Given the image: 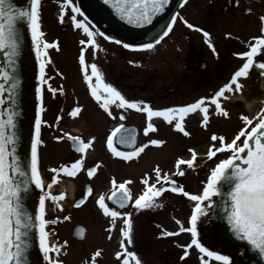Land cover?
<instances>
[{"label": "flooded vegetation", "instance_id": "1", "mask_svg": "<svg viewBox=\"0 0 264 264\" xmlns=\"http://www.w3.org/2000/svg\"><path fill=\"white\" fill-rule=\"evenodd\" d=\"M196 6V11L190 13L186 10L188 2ZM62 0H40V27L44 33L43 39L49 43L55 41L57 47L47 50V55L43 57L45 63V80L46 84L42 85L41 100L37 101L35 97V86L38 83L36 76L39 75V63L36 60V66L33 67L34 60L26 57V62L31 68V77L29 81V90L27 98L34 108L30 114L28 123L31 125L33 132L35 131V108L39 103L42 107L40 140L38 145L39 172L41 175L43 190L51 192L54 195L61 193V182L65 181L68 192H63L64 196L57 201L50 198L45 201V219L48 221L56 220V223H49L46 226L51 229L70 223L71 227H66L69 231L71 239L83 242L86 238L94 239L97 233L103 234V238L108 242L109 246L117 242L118 235L114 236V226L106 224L98 226L96 222V230L88 228L74 219L76 211H79L85 205H90L89 213L93 211H103L96 203L100 195L106 198L112 191V178H115L117 184L119 174L126 173L123 182L130 181L126 187L130 190L131 201L125 208H120L118 204L112 201L106 203L109 207L120 212L130 213L131 225L134 226L136 217L146 222L150 220L148 217L155 216L163 210H168L169 217L175 224L171 237L182 234V220L180 216L182 193H174L171 190H165L159 197L155 198V203L162 207L154 206L145 209H136L134 200L137 196L144 192L145 185L142 180L147 178L150 184L165 185L168 181L157 182L154 169H160L161 177L168 175L169 181H175L176 185L183 187L181 179L183 175L178 174V169L184 173L186 168H196V164L200 161L212 160L207 157L206 153L210 147H213L211 139L216 126V118L222 119L228 123L230 107L234 104L235 108L241 105L240 99L232 101L235 95L243 96L242 92L246 91L249 86L254 96H264V85L259 86L264 79V74L256 66L260 61H264V46L258 50L254 56V64L249 70L247 77L238 78L239 82L244 85L241 92L226 91L223 97H220L221 105L224 107L228 116L217 114L214 104L210 100L205 103L209 106V120L206 125L201 124L203 113L198 109L195 112L188 113L182 120L185 131L188 135H184L174 128V121H165L162 117H153L151 121L147 119L146 113L128 108H118L115 104L110 105L109 110L113 113L109 116L107 112L100 108L99 103L91 96L88 90L87 82L83 80V73L80 71L79 54L82 45L81 40H86L87 35L82 29H77L71 22L72 5L65 10L63 22L59 19V9ZM73 4L78 6L83 13L81 16L76 13L77 19L87 17L86 23L89 27L99 29L105 36H112L115 39L122 38L126 43L151 42L157 37L158 33L169 22L172 15L179 13L189 23L196 28H188L180 19L177 18L172 30L164 37L159 44L150 50H132L125 49L129 55L123 59H119V44L106 40L103 36H95L100 50L95 51L92 46L85 47V59L88 64L96 63L102 72V78L105 83L114 86L126 99L147 103L151 108L163 109L166 107L184 106L194 103L201 97H211L226 82L230 80L231 75L242 66L244 59L235 55V53L248 51L249 44L254 43V38L264 36L261 28L264 24L259 17L264 16V0H186L182 3L179 1L177 6L169 13L162 26L144 38H131L121 35L116 27L110 26L103 18L102 14L93 7L89 0H73ZM46 13V14H45ZM45 14V15H44ZM44 16H50L52 27L43 28L42 19ZM61 30H57V29ZM203 29L209 33V41L206 42L203 33L196 29ZM56 30V31H55ZM51 32L52 35H51ZM137 40V41H136ZM209 42L213 48L209 47ZM131 55V57H130ZM156 59H152L151 57ZM104 57V58H103ZM134 61L135 63H129ZM30 70V69H29ZM90 71V69H89ZM264 81V80H263ZM95 84V78H93ZM260 87L261 90L258 89ZM50 89H55L53 92ZM250 94V95H251ZM235 98V97H234ZM73 107H79L80 112L76 117H71L69 112ZM123 113L125 119L121 120L120 115ZM243 113H238V118ZM57 116L60 120L57 121ZM241 121V118H239ZM154 125V130L144 133L147 123ZM124 125V132H120L127 137H134L135 144H121L120 133L114 136V146L119 151H134L135 147L144 145L150 139H160L164 143L161 145H148L138 156L129 160L122 157L113 156L107 147V137L111 134L113 128L117 125ZM239 127L244 128L243 123H239ZM71 136H79L85 141L95 137L91 147L86 149L85 153L76 152L70 141L64 134ZM62 137V139H56ZM192 149L196 153V157L192 166L185 164L177 165L178 159H192ZM225 151V150H224ZM187 154V156H186ZM84 156L83 166L77 172L75 177H70L63 172H53L52 169H59L62 165H70L80 156ZM106 159V160H105ZM99 163V166L97 164ZM121 163V164H120ZM96 167V172L92 177L87 175V169ZM213 168V164L211 166ZM211 168V169H212ZM103 175V178H101ZM55 176V182H53ZM49 185H51L49 187ZM91 187V192L84 199L87 187ZM105 186V188H104ZM100 191V192H97ZM38 195L42 190L37 189ZM184 191H186L184 189ZM97 194V197L95 198ZM84 199V203L76 205V201ZM86 214V210H83ZM145 214H144V213ZM105 215L104 213H102ZM65 216L70 217L64 220ZM145 216V217H144ZM104 222L107 220L105 216L101 218ZM123 219V218H122ZM121 219V220H122ZM118 220V217L115 218ZM179 221L180 223H177ZM76 225H82L84 229V237L76 239L73 235V229ZM106 225V226H105ZM157 225V224H156ZM109 228V229H107ZM155 234V239L161 236L160 233ZM170 232V230H167ZM134 233V231H132ZM145 236L150 235L149 231L143 233ZM54 240L60 243V240L53 234ZM111 237V238H109ZM62 252L65 251L67 244L63 245ZM219 247V246H218ZM224 253L225 249L219 247ZM100 252L98 244L95 247L86 249L81 246L82 254H60L58 258L62 264H92V254ZM117 250H110V254H102L95 258V264H123L122 258H117L115 253ZM87 251V254L84 252ZM153 257V264H202V257L208 261V264H224L223 261H217L215 258L207 257L206 254H149ZM230 257L231 254H221ZM142 264H147L141 254H137ZM183 257V258H182ZM240 257L243 259L242 254ZM154 260H156L154 262ZM151 259L148 264H152ZM43 264L46 262L43 259ZM129 264H135L130 260Z\"/></svg>", "mask_w": 264, "mask_h": 264}, {"label": "snow or ice", "instance_id": "2", "mask_svg": "<svg viewBox=\"0 0 264 264\" xmlns=\"http://www.w3.org/2000/svg\"><path fill=\"white\" fill-rule=\"evenodd\" d=\"M186 0H182V3ZM105 4L111 5L116 14L125 20L128 24L144 25L152 23V19L156 14L164 10V5L168 3V0H104ZM72 5L71 22L77 29H82L83 33L87 35L86 40H81L82 45L79 54V66L80 71L83 73V80L87 82L88 90L91 96L99 103L100 108L104 109L109 116L113 113L109 110L110 105L115 104L118 108H128L137 110L141 113H146L147 119L151 121L153 117H162L165 121H174V128L184 135L189 133L185 131L182 120L188 114L195 112L197 109L203 113V119L201 124L206 125L209 120V106L205 103L206 100H210L215 106L217 114H223L228 116L227 110L222 107L220 97H223L225 92H232L233 85L235 92H241L244 85L239 82L238 78L247 77L249 70L254 64V56L264 46V36H257L254 38L255 42L249 44V50L235 55L245 58L242 66L238 68L230 77V80L224 83L211 97H201L194 103H189L184 106L166 107L163 109H153L147 103L138 102L135 100L126 99L114 86L109 83H105L102 78V72L99 70L96 63L88 64L85 59V47L92 46L95 51L100 50V45L97 43L95 36H103L106 40L113 41L116 44H123L125 49L132 50H150L154 48L156 44L166 37L172 30L177 18L190 29L196 28V26L189 23L179 13L172 15L169 22L161 30V33L157 34V37L153 38L151 42L142 43H124L119 39H115L112 36H105L99 29L93 30L86 23L87 17L83 19H77L76 13H81L78 6L73 4V0H62L59 9V19L63 22L66 8ZM40 0H29V7L17 8L11 0H0V51H3L5 57V63L7 67H0V80L6 83H0V94L5 92L9 93L8 96L0 95V105H3L6 100H11L12 104L16 102V92L19 85L18 78L13 75L8 68L14 67L15 57L19 50V41L21 40L20 30L17 27L18 22L22 19L27 22V31L31 37V47L35 52L36 60L39 63V75L36 76L38 83L35 86V97L37 101L41 100L42 85L46 84L45 80V63L43 59L47 55V50L52 47H57L55 41L49 43L43 39L44 33L40 27ZM262 24H264V16L259 17ZM203 33L205 41H209V33L203 29H196ZM264 32V27L261 28ZM209 47L213 48V45L209 42ZM129 63H135L129 61ZM256 66L261 70V74H264V61H260ZM90 69V71H89ZM93 78H95V84H93ZM10 83H7L9 82ZM55 92V89H50ZM80 112L79 107H73L69 112L71 117H76ZM42 107L38 103L35 108V131L31 136V150L30 158L27 160V170L24 167V161L18 151L19 135L15 129L16 124V111L5 108L0 111V264H28V252L31 247V233L35 230L39 239V250L43 253V259L46 264H62V261L58 258L53 259L50 253H55L57 257L61 253V247L57 245H49L47 237L49 233L46 231V225L49 223H56V220L48 221L45 219V201L51 199L57 201L64 196L61 192L59 195H54L51 192L43 190V183L39 172V157H38V145L41 143L40 131L41 124L44 123L41 119ZM258 122L250 131L245 132L244 128L240 129V132L232 139L231 142H225L223 136H217L213 134L211 139L213 141H219L220 147H210L206 153L207 157L211 158L216 153L230 150L231 155L225 159L219 160L218 163L210 170V174L207 177V181L203 186L200 194H191L184 191L183 187L176 185L175 181H169L167 174L161 177L160 169L157 167L154 172L157 177V182L169 181L168 187L174 193H182L186 197H190L192 201H195V205L192 208L191 217L189 223L191 227L184 229L180 228V231H188L191 233V244L186 247L194 245L198 249L199 253L206 254L207 257L215 258L217 261H223L224 264H229L230 257L227 255H221L218 252L211 251L203 244L200 243L197 236V219L198 216L206 211V208L202 205V202L207 201L208 204H213L211 197L213 195L221 194L220 185L227 186V191L223 194L227 197V203L223 205L226 213L225 219L228 225H230L232 232L242 241H247L252 249L256 250L258 254L264 257V108H261ZM60 116H57V121L60 120ZM120 119H125L123 113L120 115ZM241 119L245 123V128L252 125L253 120L246 115H242ZM124 125H117L113 128L111 134L107 137V147L111 151L113 156L122 157L124 160H129L138 156L148 145H161L164 143L160 139H150L146 144L135 147L134 151H119L114 146V136L117 133L122 132ZM150 130H154V125L149 122L144 128V133H149ZM67 138L73 142L72 146L78 153H85L86 149L91 147L95 137L85 141L79 136H71L68 133L64 134ZM243 136V142L238 143L240 137ZM251 138V139H250ZM56 139H62V137H56ZM119 143L121 144H135L134 137H127L125 135L120 136ZM192 152V159L176 161L177 165L185 164L192 166L196 157L194 150ZM84 156L76 159L70 165H62L59 169H52L53 172H63L70 177H75L77 172L83 166ZM99 166V163L96 167ZM96 167H90L87 169V175L92 177L96 172ZM178 174L183 175V172L178 169ZM55 176H53V182H55ZM146 186L144 192L137 196L133 204L136 209H145L154 206L162 207L155 203V198L159 197L162 192L165 191V186L161 184H150L147 178L142 180ZM112 191L107 198L102 194L97 199L96 203L99 208L103 210L104 214L110 216L111 226L115 225L116 217H123V225L120 233L123 238H128L127 242L131 244V220L130 213L120 212L115 210L106 203L112 201L118 204L120 208L127 205L130 200V190L126 187L130 181H125L117 184L115 178H112ZM34 184L35 188L41 189V195L39 196V207L35 211L33 217L26 207V200L30 195V185ZM51 185H49L50 187ZM91 187H87L84 199L91 192ZM84 199L76 201L75 206H79L84 203ZM64 220L70 219L65 216ZM177 223H180L177 221ZM79 233H83V229H78ZM178 233L163 231L161 236L176 235ZM111 238V237H109ZM65 245L67 241L64 242ZM119 247L123 250L115 253L117 258H122L123 264H129L130 260L135 264H142L141 260L137 257V254L133 251H128L125 242L122 239ZM100 255L99 250L92 254V264H95V258ZM189 252L186 250L183 256H188ZM183 258V257H182ZM202 264H208L206 259L202 257Z\"/></svg>", "mask_w": 264, "mask_h": 264}, {"label": "rangeland", "instance_id": "3", "mask_svg": "<svg viewBox=\"0 0 264 264\" xmlns=\"http://www.w3.org/2000/svg\"><path fill=\"white\" fill-rule=\"evenodd\" d=\"M186 10H188L190 13H194L197 9L196 6L190 2L186 5ZM46 14V13H45ZM44 14V15H45ZM44 27L43 28H50L52 26L50 22V16L42 19ZM58 31L61 29H57ZM56 31V30H55ZM53 32H51L52 35ZM120 40L124 43H126L125 40ZM137 41V40H136ZM137 43V42H136ZM142 43V42H141ZM119 59H123L127 57L129 54L126 53V50L123 49V44H119ZM153 55L151 58L156 59ZM131 57V55H130ZM104 58V57H103ZM264 80V79H263ZM260 82L259 86L264 85V81ZM259 90L260 87H258ZM249 86H247L246 91H243L242 94L243 96L241 97L240 95H235L232 97V101L234 102L235 100L239 97H241L240 102L241 105L239 108H235L234 104H231L230 107V114H229V121L228 123L225 122L222 119L216 118V126H215V131L214 134L217 136H223L225 138V142H231L232 139L237 135V133L240 132L239 123H243L245 126L244 121L241 119V121L238 118V113H243V115L248 116L250 119L253 120L252 125H249L248 127H244L245 132L249 131L259 120V116L257 115L260 113L261 108H264V96L263 95H258L254 96L251 93H249ZM251 94V95H250ZM243 136L240 137V140L238 143H242ZM212 144L214 147H220V142L217 141H212L209 142ZM230 150H225L216 153L213 157L212 160H206V161H200L198 164H196V168H186L183 173V177L181 179V183L184 186V189L191 193V194H200L202 192L203 186L207 181V177L210 174L211 166L213 164V167L215 166L216 163L219 162L221 159L227 158V156L231 155ZM187 156V154H186ZM106 160V159H105ZM121 164V163H120ZM126 173H120L118 180L120 183L123 182V179L125 180ZM101 178H103V175H101ZM61 186L60 188L62 189L61 192H68L69 190L68 187H66V182L63 181L60 183ZM105 188V186H104ZM97 192H100L97 190ZM97 197V194L95 198ZM212 201L214 202L216 199V196L213 195L211 197ZM195 201H192L190 197H186L182 195V201H181V212L180 216L182 220V227L184 229H187L191 227L189 220L191 217L192 213V208L195 205ZM202 205L206 208V211L202 213L201 215L198 216L197 219V233H198V240L200 241L201 244H203L205 247H207L211 251L218 252L220 254H231V263L230 264H245L243 259L240 257V253L236 250H224L225 252L222 253L220 248L218 247V244L214 242L213 238V227L209 222V214L211 210L212 204H208L207 201L202 202ZM83 210H86V214L82 212ZM90 210V205H85L83 206L82 209L79 211H76L74 215V219L77 222L84 224V226L88 228H94L96 230V222L98 226H102L106 224L108 227H111V220L112 218L107 215H103V211H93L92 215L89 213ZM144 213V212H143ZM145 214V213H144ZM102 216H105L107 218L106 221L102 222L103 220L101 219ZM139 217V216H138ZM136 217V221L134 226L131 225V234H130V239H131V244L127 242L128 238H123L120 233L121 227H124L123 225V217H118V220H115V225H114V236L117 234V242H114L113 247L108 245V242L103 238V234L97 233L94 236V239H88L86 238L85 241L83 242H78L73 239H71L69 235V231L67 230V226H70V223L67 225H64V228L61 226H58L57 228H53V234L61 241L65 242L67 241V246L65 247L64 254H82L81 251V246L85 247L86 249H89L90 247H95L97 244L100 246V252L102 254H110V250H117L118 251H123L119 245L120 241L123 239L125 242V246L128 251H133L136 254H141L144 258V261L148 264V260L151 259V263L153 262V257L152 255L149 254H183L184 251H188L189 254H201L199 253L198 249L194 245L191 247H186L191 244V233L188 231H182V234L179 236L171 237V236H165L159 239H155V234L160 232V230L165 229L170 230V232H173L175 229V224L169 217V212L168 210H163L159 212L155 216H149L148 219L150 220L149 222L144 221L143 219H139ZM145 217V216H144ZM122 219V220H121ZM157 224V225H156ZM105 225V226H106ZM109 229V228H107ZM49 231H52L49 229ZM134 231V233H132ZM145 231H149L150 235H144ZM213 241V242H212ZM87 254V251L84 252ZM156 260H154L155 262ZM121 263V262H120ZM119 263V264H120ZM153 264V263H152Z\"/></svg>", "mask_w": 264, "mask_h": 264}, {"label": "water", "instance_id": "4", "mask_svg": "<svg viewBox=\"0 0 264 264\" xmlns=\"http://www.w3.org/2000/svg\"><path fill=\"white\" fill-rule=\"evenodd\" d=\"M179 1L180 0H168V3L164 5V10L153 17L152 23L134 25L128 24L125 20H122L116 14L111 5L104 3V0H89L90 4L102 14V18L110 26L116 27L121 35L140 39L148 37L151 33L158 30L164 23L169 13L177 6ZM11 2L17 8L29 7V0H11ZM17 27L20 30V35L22 38L19 41V50L17 56L15 57V65L14 67H9L8 70L18 78L20 83L16 92L15 104H12L10 99L6 100L3 105H0V111L8 108L9 110H14L17 113L15 118L17 128L15 131H17L20 137L18 140V151L22 157V160L25 162L24 167L27 170V160L30 158L31 136L33 134V129L28 123V120L34 108L27 98L30 84L29 79L31 77L32 70L26 66V57H29L30 60H34L33 67L36 66L37 62L35 52L31 47V37L30 33L27 31L26 20L22 19L19 21ZM0 67H7L3 51H0ZM0 83L6 82L0 80ZM7 83H10V81ZM0 95L8 96L9 93L5 92ZM123 132L124 129L122 130V133ZM122 133H120V136L123 135ZM168 185L169 182L165 185V188L170 190ZM220 187L221 194L215 195L216 199L211 206L209 214V222L213 227V238L215 242L223 249L238 251L240 254H242L245 264H264V257L260 256L256 250L252 249L247 241L240 240L232 232L230 225H228L227 220L225 219L226 213L223 208V205L228 202L227 197L223 194L227 191V186L221 184ZM30 188L31 192L26 200V207L30 214H32L34 217L35 211L39 207V195L34 184L30 185ZM128 204L129 202L127 205ZM127 205L125 207H127ZM80 228L83 229L82 234L78 232V229ZM84 229L85 228L82 225H76L73 229L72 235L76 239H82L84 237ZM30 238L31 247L28 252V264H43V253L39 250V239L35 230L32 231Z\"/></svg>", "mask_w": 264, "mask_h": 264}, {"label": "bare ground", "instance_id": "5", "mask_svg": "<svg viewBox=\"0 0 264 264\" xmlns=\"http://www.w3.org/2000/svg\"><path fill=\"white\" fill-rule=\"evenodd\" d=\"M238 99H241V97H239Z\"/></svg>", "mask_w": 264, "mask_h": 264}]
</instances>
